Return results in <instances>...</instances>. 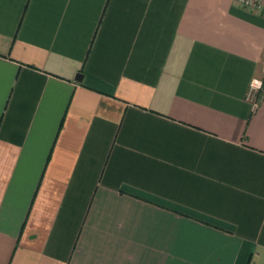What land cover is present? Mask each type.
Segmentation results:
<instances>
[{
    "label": "crops",
    "instance_id": "0c3cea01",
    "mask_svg": "<svg viewBox=\"0 0 264 264\" xmlns=\"http://www.w3.org/2000/svg\"><path fill=\"white\" fill-rule=\"evenodd\" d=\"M263 60L264 7L0 0V264H264Z\"/></svg>",
    "mask_w": 264,
    "mask_h": 264
},
{
    "label": "built area",
    "instance_id": "2783aa9c",
    "mask_svg": "<svg viewBox=\"0 0 264 264\" xmlns=\"http://www.w3.org/2000/svg\"><path fill=\"white\" fill-rule=\"evenodd\" d=\"M233 2L241 7L249 10H262L264 4L262 0H233ZM264 89V60L262 65V77L253 79L249 85L246 100L254 107L258 105L261 100V95Z\"/></svg>",
    "mask_w": 264,
    "mask_h": 264
},
{
    "label": "water",
    "instance_id": "95a60500",
    "mask_svg": "<svg viewBox=\"0 0 264 264\" xmlns=\"http://www.w3.org/2000/svg\"><path fill=\"white\" fill-rule=\"evenodd\" d=\"M76 81H81V76L80 75H77L76 78H75Z\"/></svg>",
    "mask_w": 264,
    "mask_h": 264
}]
</instances>
